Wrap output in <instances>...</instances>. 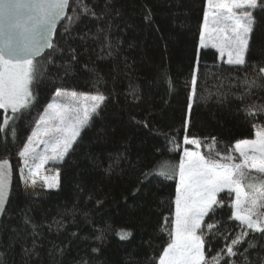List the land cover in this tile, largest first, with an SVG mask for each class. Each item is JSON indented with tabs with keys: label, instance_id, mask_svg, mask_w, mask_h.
I'll return each instance as SVG.
<instances>
[{
	"label": "trees",
	"instance_id": "1",
	"mask_svg": "<svg viewBox=\"0 0 264 264\" xmlns=\"http://www.w3.org/2000/svg\"><path fill=\"white\" fill-rule=\"evenodd\" d=\"M81 4L95 15L81 14L68 32L67 20L59 25L56 50L39 58L32 102L0 131V160L13 169L0 220V264H158L170 242L177 180L150 170L163 158L179 162L190 148L185 137L199 140L206 158L239 162L235 142L254 138L264 127V90L245 83L264 67V11L254 10L246 65L238 66L220 59L213 47L199 49L206 0ZM67 15H74L71 7ZM70 49L77 59L67 68ZM58 89L106 99L63 160L48 163L58 172L57 192L31 196L23 190L19 152ZM249 107L257 112L248 115ZM12 115L0 109V124ZM233 199L231 191H221L202 222L205 257L211 262L220 253L219 264H264V234L250 230L233 246L238 253L248 249L246 261L225 254L246 230L232 217ZM208 224L215 226L211 232ZM121 230L131 235L121 239ZM249 241L256 246L249 248Z\"/></svg>",
	"mask_w": 264,
	"mask_h": 264
},
{
	"label": "snow or ice",
	"instance_id": "2",
	"mask_svg": "<svg viewBox=\"0 0 264 264\" xmlns=\"http://www.w3.org/2000/svg\"><path fill=\"white\" fill-rule=\"evenodd\" d=\"M71 7L74 15H67L66 9ZM79 9V11H78ZM264 11V0H206L204 23L200 31V46L211 45L217 48L223 57L227 54V64L246 65V53L249 50L251 34L255 28L254 10ZM92 15L95 13L87 6L81 4V0H0V109L11 110L12 116H6L0 131L10 121L17 119L24 108L33 100L31 85L37 81L39 75V61L46 49L56 50L52 42L53 33L59 21L67 20L64 31L77 22L81 14ZM71 61L65 62L67 68L71 67L77 59L75 51L70 49ZM85 70L87 66H85ZM67 74V72H66ZM197 77L192 76L193 92ZM251 88L264 90V67L258 69L257 76L251 81H245ZM66 93L58 89L55 97L59 98ZM75 92L71 96L75 97ZM85 101H91V105L84 106L83 115L69 116L65 112L66 105L58 103L54 98L44 110V114L36 121L37 127L28 136L27 142L19 152L23 158L24 167L28 169L30 176L38 174V170L44 161L57 159L63 160L66 153L72 147L80 133V128L88 123L90 113H95L97 108L105 101L102 94L85 95ZM192 97H189L191 108ZM264 112V106L259 108ZM257 112L254 107L246 109L248 115ZM59 121V125L52 127ZM67 125V126H64ZM15 134V128H13ZM255 140H238L235 142V150L242 159L239 163L224 164L217 160L206 158L199 151L185 149L179 164V180L176 184L175 196V220L170 232V242L163 248L158 258V264H219L224 258L218 253L211 257V262L205 257L206 241L202 222L205 217L214 211L218 201L217 193L228 188L236 194V200L232 205V217L240 221L246 230L232 239L226 248V256L231 258L237 255L244 257L248 249L238 253L233 246L240 245L244 237L251 232L264 234V127L255 133ZM43 137H48L44 139ZM215 145V138H212ZM186 144H194L199 147L200 141L185 137ZM36 144H43L45 150L51 147V155L38 153ZM251 152V154H249ZM216 156L220 153L216 152ZM33 160L39 158L41 164L35 167L29 165L28 157ZM231 160V156L224 157ZM254 169L260 174L255 183H249L248 188L253 194L245 191L242 183L249 172ZM176 169H172L175 172ZM23 173V168L21 169ZM151 173L172 179L171 173L165 170ZM149 173H145L147 177ZM10 176V167L7 159L0 160V212L5 211V203L8 198L7 182ZM22 175V179H23ZM45 186L53 188L57 186V177H43ZM35 183V180H32ZM139 189H137L138 191ZM211 232L215 227L207 225ZM118 235L126 239L131 235L130 231L121 230ZM249 248L255 247L254 241L248 242ZM25 253L31 249H25ZM97 251V249H93ZM224 252V250H221ZM2 256V254H0ZM228 264H234L229 259Z\"/></svg>",
	"mask_w": 264,
	"mask_h": 264
},
{
	"label": "rangeland",
	"instance_id": "3",
	"mask_svg": "<svg viewBox=\"0 0 264 264\" xmlns=\"http://www.w3.org/2000/svg\"><path fill=\"white\" fill-rule=\"evenodd\" d=\"M204 19V18H203ZM204 23V21H203ZM203 25V24H202ZM202 28V27H201ZM199 41H200V38H199ZM208 47H211V45H209ZM199 49H201V46H200V42H199ZM216 49V51H218L219 53V57L220 59H222L224 57L225 61H227V54L225 53V55L222 57L219 50L217 48H214ZM39 61V67L41 65V61L40 59L38 60ZM40 71V70H39ZM64 93H66V95H62L61 97L59 98H56L55 95H54V98L57 100L58 103H61V104H64L66 105L65 107V112L69 115V116H75L77 114H79L80 116L83 115V109H84V106L87 104L88 106L91 105V101H85L83 99V97L85 95H92V94H87V93H78V92H75L77 95L75 97L71 96V93L70 91H62ZM54 98L52 99L51 102H53ZM47 107V106H46ZM45 110V109H44ZM44 110L42 112V115L44 114ZM5 112V110H4ZM6 114L10 115L11 114V110H7ZM92 113H90L91 115ZM89 115V116H90ZM59 121H56L54 124L52 122H49L50 126L52 127H55L57 125H59ZM64 126H67V125H64ZM85 127V125L83 126ZM81 127L80 130L83 128ZM32 134V133H31ZM44 139H47L48 137H43ZM256 139V136L254 138H250L249 140H255ZM190 148H188L189 151H199L200 152V144H199V147L197 145H194V144H189ZM34 147H36V150L38 153H43V154H46V155H51V147L49 146V148L47 149V151L45 150V146L43 144H36L34 145ZM234 150H235V145L233 146ZM185 151V149H184ZM236 154L238 155V157L240 158V160L242 159V157H240V154L239 152H237L235 150ZM184 153V152H183ZM251 154V152L249 153ZM183 155V154H182ZM28 163L29 165L35 167V165L37 164H41V160L39 158L33 160V158L31 156H29L28 158ZM58 160V159H57ZM239 160V162H240ZM49 162H53L52 160H47V161H44L43 164L41 165V167L39 168L38 170V174L34 175V176H30L29 172H28V169L24 167V162H23V158L19 157L18 159V169L20 171V179H22V175H23V179H22V185H23V190H25V192L31 196H39V197H43L45 194H48V193H56L57 192V186L56 187H53V188H48L45 186V182L43 180V177H57V184H58V172L57 171H54L52 170L51 168L47 167L48 163ZM239 162H235V160L232 158L231 160H225V164H235V163H239ZM178 164L179 162H176V161H172L170 159H167V158H163V160H160L152 169H156L157 171L159 170H165V171H168L169 173L172 174L173 178H175L178 182L179 180V176H178ZM23 168V173L21 172V169ZM172 169H176L175 172H172ZM249 172L248 176L243 179L242 183L245 187V191L249 192L250 194H253V190L248 188L247 185L251 182V183H255L257 182V180L259 179L260 177V174L259 173H256V171L254 169L252 170H247ZM150 174H154V173H151ZM158 175V174H156ZM35 180V183L33 184L32 183V180ZM222 191H231L230 189L228 188H225L223 189ZM234 195V199H233V204L236 200V194L234 191H231ZM220 193V192H219ZM219 193H217V196H216V199L219 195ZM173 216H174V220H175V210H174V213H173ZM240 222V221H239ZM174 224V223H173Z\"/></svg>",
	"mask_w": 264,
	"mask_h": 264
},
{
	"label": "water",
	"instance_id": "4",
	"mask_svg": "<svg viewBox=\"0 0 264 264\" xmlns=\"http://www.w3.org/2000/svg\"><path fill=\"white\" fill-rule=\"evenodd\" d=\"M68 12V9H66V13ZM66 20V19H65ZM65 20H62V21H59L58 22V24H57V28H56V30L54 31V33H53V37H52V42H54L55 41V34H56V32H57V30H58V28H59V25L62 23V22H64ZM0 39H3V37H0ZM49 50H51V49H46V50H44V52L42 53V55H41V57L42 56H44L47 52H49ZM40 57V58H41ZM38 60H39V58H38ZM9 167H10V176H9V178H8V182H7V193H8V198H7V200H6V203H5V208L7 207V205H8V200H9V198H10V195H11V189H12V183H13V180H12V178H13V169H12V165L10 164V162H9ZM3 214H4V212H0V220L2 219V217H3Z\"/></svg>",
	"mask_w": 264,
	"mask_h": 264
},
{
	"label": "crops",
	"instance_id": "5",
	"mask_svg": "<svg viewBox=\"0 0 264 264\" xmlns=\"http://www.w3.org/2000/svg\"><path fill=\"white\" fill-rule=\"evenodd\" d=\"M222 60H224V61H225L224 57L222 58ZM225 62H227V61H225Z\"/></svg>",
	"mask_w": 264,
	"mask_h": 264
}]
</instances>
